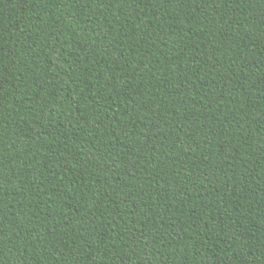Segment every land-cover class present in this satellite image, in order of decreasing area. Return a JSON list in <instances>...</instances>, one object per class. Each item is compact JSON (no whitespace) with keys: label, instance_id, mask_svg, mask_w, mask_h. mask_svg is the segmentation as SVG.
I'll list each match as a JSON object with an SVG mask.
<instances>
[{"label":"trees","instance_id":"obj_1","mask_svg":"<svg viewBox=\"0 0 264 264\" xmlns=\"http://www.w3.org/2000/svg\"><path fill=\"white\" fill-rule=\"evenodd\" d=\"M0 264H264V0H0Z\"/></svg>","mask_w":264,"mask_h":264}]
</instances>
